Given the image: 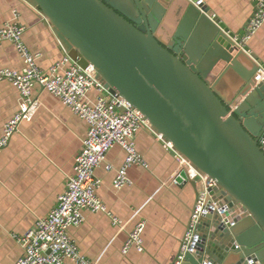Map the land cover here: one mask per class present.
<instances>
[{
  "label": "water",
  "instance_id": "95a60500",
  "mask_svg": "<svg viewBox=\"0 0 264 264\" xmlns=\"http://www.w3.org/2000/svg\"><path fill=\"white\" fill-rule=\"evenodd\" d=\"M23 1L63 52L90 64L103 87L212 181L211 201L226 210L200 215L180 264H264V77L255 78L264 64L251 39L239 45L250 18L238 27L204 0Z\"/></svg>",
  "mask_w": 264,
  "mask_h": 264
},
{
  "label": "crops",
  "instance_id": "0c3cea01",
  "mask_svg": "<svg viewBox=\"0 0 264 264\" xmlns=\"http://www.w3.org/2000/svg\"><path fill=\"white\" fill-rule=\"evenodd\" d=\"M214 6L222 20L234 18L241 27L254 13L252 0H204ZM24 26L22 40L37 55V66L48 71L63 56L47 20L23 0H0V25L13 17ZM260 53L264 64V24L248 43ZM194 48V47H193ZM191 51V50H190ZM21 71L24 63L8 41L0 44V70ZM228 77L218 86L228 90ZM33 96L41 106L31 121H22L18 131L0 151V264H16L24 251L15 235H22L37 219L53 209L74 170V158L86 135L87 123L65 106L58 97L39 86ZM95 90L88 93L90 99ZM19 91L13 83L0 80V137L4 124L18 111ZM147 127L135 134L136 150L146 167L133 164L127 168L130 184L113 186L117 169L126 157L120 145H114L106 161L95 170L100 179L96 190L106 210L121 221L113 225L104 212L83 210L84 220L68 229L80 252L96 264H171L179 253L189 218L198 195V180L187 178L165 141ZM105 164L110 169H105ZM186 179V180H184ZM175 180V182H173ZM195 181V183H194ZM144 221L143 250L134 247L122 253L128 233ZM212 225H210L211 227ZM66 264H75L72 260Z\"/></svg>",
  "mask_w": 264,
  "mask_h": 264
},
{
  "label": "built area",
  "instance_id": "2783aa9c",
  "mask_svg": "<svg viewBox=\"0 0 264 264\" xmlns=\"http://www.w3.org/2000/svg\"><path fill=\"white\" fill-rule=\"evenodd\" d=\"M252 1L255 9L240 37L239 45L242 48L264 24V0ZM16 16L17 11L14 10L13 17L0 25V44L3 41L13 44L24 63L21 71L9 68L0 70V80L13 83L20 96L18 111L4 124L0 151L7 145L12 133L18 131L19 124L31 121L39 110L41 102L33 96L36 86L58 97L73 114L88 125L81 148L74 158V172L67 177L65 188L58 195L53 209L47 216L37 219L24 234H14L24 251L16 264H66L67 259L75 264H96L81 254L68 229L83 222L85 209L104 212L111 217L113 225L121 227V221L106 210L97 195L100 179L95 176V170L105 163L109 149L120 145L125 150L126 157L116 171L113 186L120 189L125 184H130L127 168L133 164L147 166L136 150L135 134L142 127L149 128V124L139 110L131 107L114 90L103 87L97 81L96 72L90 64L83 68L63 52L62 58L48 71L40 69L36 53H32L22 40L24 26L17 22ZM263 77L264 65L259 64L256 82L262 81ZM92 90L96 92L93 100L88 97ZM156 137L161 139L160 135ZM164 145L172 149L170 143L165 142ZM174 153L179 163L185 165L187 178L198 180L200 186L179 253L171 263L180 264L185 254L191 250L190 245L200 215L213 209L215 204H211L210 208L207 206L211 200L209 187L212 186V181H207L177 152ZM110 168V165L105 164V169ZM144 226V221H140L128 233L121 248L122 253H127L132 247L139 252L143 250Z\"/></svg>",
  "mask_w": 264,
  "mask_h": 264
},
{
  "label": "bare ground",
  "instance_id": "6f19581e",
  "mask_svg": "<svg viewBox=\"0 0 264 264\" xmlns=\"http://www.w3.org/2000/svg\"><path fill=\"white\" fill-rule=\"evenodd\" d=\"M17 16H18V14H17ZM17 16H16V20H17ZM18 22V21H17ZM19 23V22H18ZM20 24V23H19ZM22 25V24H21ZM23 26V25H22ZM198 189H199V185H198ZM209 205H207L208 206V208H210V205L211 204H213V202L210 200L209 201ZM226 210V208H225V206H221V207H216L215 205L213 206V209L211 208V209H209L207 212H205V213H209V212H212V213H217V214H219L220 216L224 213V211ZM202 215V214H201ZM200 218V217H199ZM197 225H198V223H197ZM187 229H188V226L186 227V230H185V233H186V231H187ZM196 231V230H195ZM185 235V234H184ZM195 235V234H194Z\"/></svg>",
  "mask_w": 264,
  "mask_h": 264
},
{
  "label": "rangeland",
  "instance_id": "374dc122",
  "mask_svg": "<svg viewBox=\"0 0 264 264\" xmlns=\"http://www.w3.org/2000/svg\"><path fill=\"white\" fill-rule=\"evenodd\" d=\"M199 185V184H198ZM199 188H200V186H199ZM199 190V189H198Z\"/></svg>",
  "mask_w": 264,
  "mask_h": 264
}]
</instances>
